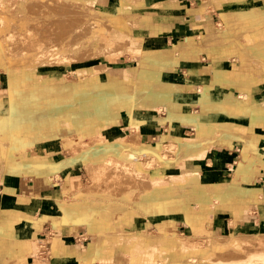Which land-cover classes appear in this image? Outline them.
Instances as JSON below:
<instances>
[{"label":"bare ground","instance_id":"1","mask_svg":"<svg viewBox=\"0 0 264 264\" xmlns=\"http://www.w3.org/2000/svg\"><path fill=\"white\" fill-rule=\"evenodd\" d=\"M246 1L240 0L239 5L233 11L221 13L223 18L221 28L214 29L211 20L207 21L209 23L206 25V31L202 29L200 31L201 38L204 41L215 43L218 40L227 44L238 42L242 46V54L244 52L250 53L258 64L263 65L264 9L247 8ZM90 2L96 5L100 0H22L21 5L27 9L22 15L9 13L0 3V65L4 68V72L10 71L13 62H15L13 64H16L17 59L15 61V58H18V62H22V59L25 60L27 63L23 61L25 63L23 66L29 72L35 71V68L40 67L32 61L31 55L33 54H31V51L41 52L43 51L42 48L23 50L27 53L21 52L17 55L8 54L2 41V35L11 28L28 29L29 20L32 18L30 16L39 7L38 4H46L44 10L47 14L51 11L52 13H61L63 11V8L60 9L61 6H59L61 4L70 5L75 10L78 7L77 4ZM142 5L134 6L133 8L130 6L129 0H114L107 5V8L100 9L96 6L92 8L89 14L94 15L96 19L91 24L94 29L91 34L94 35L90 38V42L91 45L95 43L99 46L95 47L96 54L97 51L103 52L109 62L113 57H109L107 52L124 49L115 47L114 44H119L117 43L118 41L126 44L128 40L125 38V34L130 32H133L134 39L144 42L146 37L141 35L140 23L130 19L133 10H142V8L150 4L144 2ZM187 12L190 15H194V11L192 13H190L191 11ZM52 19L60 20L68 19V17L63 16L59 19L58 14ZM69 19L75 20L79 19V17L73 14L69 16ZM160 32H164L160 26L151 29L153 34H159ZM255 34H259L260 37H254ZM22 42L25 43V41ZM35 43L40 44L42 42L38 41ZM57 43L58 45L61 44V40ZM109 46H111V49H109ZM55 48L57 47H53L51 52ZM132 50L138 53L137 56L140 57V61L137 67L128 70L127 73L130 72L129 75L119 76L114 72L109 80H82L67 85L52 84L49 87L41 84V88L29 86L28 89L25 87L23 90L30 93L28 95L24 93L20 97L16 96L15 84L20 78L26 80L27 75L17 72L10 73L8 76L9 82L7 81L9 86L5 97L0 98V114L3 113L9 116L12 135H14V132L18 134L21 130L33 128V125L42 127L48 123H66V125L68 124L67 127L74 126L79 129L85 128L90 120L104 125V123L117 120L122 112H128L131 118V114L135 110H154L161 102L179 101L174 94L180 79L168 76L162 68H158L157 57L161 51L143 46L132 48ZM36 55L40 58L44 54L38 53ZM97 56L95 55L94 57ZM20 58L22 59L20 60ZM17 64L15 67L21 66L22 63ZM93 66L94 70L100 66L105 68L107 67V62ZM86 70L87 65H85L84 70L78 69L79 72H86ZM212 74L213 76L209 80H196L199 83L197 103L201 105L203 111L222 113L223 118L219 117V113H216L214 117H206L201 114L196 117L195 114L189 115L169 110L166 117L167 120L177 122L178 120L196 119L193 123L197 130L196 136H174L168 142L169 149L173 151L171 154H167L162 150L163 145H144L143 134L138 129L137 135L128 139L125 137L105 139L103 136L97 139L90 135L87 137L81 136L83 138L80 141L72 142L69 141L70 137H68L64 139V143L65 141L69 142L68 145L71 147L70 151L72 154L57 162H39L37 158L40 154L33 155L37 159L34 161L26 158L18 159V154L26 157L29 151L16 153V147L11 143L10 147L6 148L4 152V172L7 176L47 172V182H52L51 172L65 171L67 167L72 165L79 164L91 170L120 161L125 171L132 172V176H136L140 180V197L136 201L135 206L151 218L162 216L174 210H186L188 205L195 201L201 204H208L210 200L216 198L215 195L224 201L230 194H237L243 190H247L251 196H257L260 193L264 194L259 186L248 185L252 177L245 173L244 160H254L249 154H244V157L239 161V167L234 169L230 179L221 181L207 179L202 171L180 174L173 161L163 162L164 158L167 160L172 159L170 157H177L178 160H193L195 162L207 157L210 164V158L207 155L210 150L205 143L207 137H219L237 141L244 137L245 129L241 125L244 126L247 122L264 123V107L259 105L264 102V92L259 97L260 86L253 83L248 90H251L252 93L237 94L231 91L228 95L222 96L221 86L230 83L227 68L213 67ZM137 80H140L142 85H139ZM262 85H264V82ZM236 88L238 90L243 89L239 86H236ZM143 156H146L147 159L145 164L151 163L153 159L160 161V165L152 168L153 173L151 175L153 177L149 178L148 172L145 171L146 166L142 160ZM162 171L168 173L169 177H171V182L167 184L162 181H158L160 184H156L154 181L151 182V179L157 180L156 177L162 175ZM180 178H184V180ZM83 191L80 179L73 180L69 193ZM260 199L258 202L263 205L261 206L262 217L258 232L253 234L255 237L264 232V200H262L261 196ZM107 204L109 203L96 207L87 202L70 203L67 200L56 201L64 223L80 224L81 220L79 218L82 217L87 224L88 232L95 236L93 240L85 245L82 256L79 258L80 262L90 263L93 260L100 262L112 261L115 251L119 250L129 254L131 261L128 264H264V255L252 253L245 257V251L248 250V247L243 244L242 238L245 237V233L240 230L231 233L230 237L225 241L207 237L204 244L200 246L182 243L178 240L170 239V236L168 239V233L158 236L150 235L146 241L141 238L140 229H122L123 231L110 233L118 225L127 224L126 227H128L129 221L126 216L121 215L116 219L109 217V221L104 223L97 222L94 216H99L102 212L107 211ZM201 218V214L189 215L187 213V221L193 226H196ZM53 240V251L54 254L58 255L62 249L60 236L53 237ZM148 245L154 247L156 256L148 259L139 254L136 255L134 252V249L138 253L147 251ZM62 250L64 253L67 252L66 248ZM238 252L241 256L237 254Z\"/></svg>","mask_w":264,"mask_h":264},{"label":"crops","instance_id":"2","mask_svg":"<svg viewBox=\"0 0 264 264\" xmlns=\"http://www.w3.org/2000/svg\"><path fill=\"white\" fill-rule=\"evenodd\" d=\"M112 1L114 0H104L108 4ZM254 1H246L247 8H258L252 5ZM129 2L133 3V0H129ZM195 2L196 0H155L150 3L152 5L151 8L156 9L150 16L149 20L152 22L150 26H160L164 32L152 34L150 33L151 31H148L145 34L146 41L144 44L149 49L161 51L157 57V64L163 69L166 75L180 79L177 84L176 93L174 94L179 101L173 102L172 100L170 111L182 112L189 115L196 112L198 115L214 117L219 112L203 111L201 105L197 103L199 96V93L196 91V87L199 84L196 81L197 79L202 81L211 79L213 76V67L227 68L230 83L221 86L222 96H226L231 92L228 91L230 86L243 88L241 90H232L237 94L252 93L251 90H248L254 82L249 73L238 75L239 72L237 70L248 71L242 59L244 61L249 60L245 54H242V50H240L241 48L238 44L236 46L239 50L235 45L227 43L221 46H210L197 34L190 33L192 26L188 22L189 19L187 16L189 14L187 10H191L190 13L194 11V15H196L195 12L199 11L200 7L192 8L191 6ZM224 2H226L227 6L220 11V14L222 12L233 11L239 5L240 0H224ZM258 9L262 10L264 7ZM175 40L176 44H174ZM174 45L178 46V48H175L171 52L170 49ZM239 51L242 59L239 57ZM121 72L116 70L115 74L121 76ZM232 73L233 79L231 77ZM109 77L111 79V73H109ZM263 82L264 71L260 82L255 83L260 86L259 97L264 92ZM33 85V88H36L37 83ZM7 89L8 86H6ZM22 89V87H16L17 91H22ZM6 90L4 93H6ZM4 97L5 94L0 96V98ZM262 103L259 105L264 107V102ZM151 111L154 110H135L131 115L141 128L146 143L152 144L165 141V136L170 133L180 137L197 135V130L193 126V121H196V119L172 122L166 119L168 113L163 111L161 114H158ZM219 114V117L223 118L222 113ZM10 122L11 120L8 115L0 114V264H82L83 262H80L79 258H81L84 249H81L77 242L81 240L80 236L85 234L87 224L83 221L82 217L79 218L81 220L80 224L64 223L56 201L64 199L65 191L71 187L73 180L80 179L81 175L79 172L83 166L76 164L67 167L65 171L51 172L50 176H53L52 182H47V173L7 176L4 172V162L1 160V157L2 145L10 136V142L16 147L15 152L29 151L32 149L31 152L36 151L35 154H40L41 159L39 158L37 160L36 158H32L31 161L57 162L68 156L57 159L56 155L62 153L63 150L61 144H59V149L57 146L53 147L55 139H58L60 136L65 139L71 137L76 132L84 136L86 130H79L74 126H60L62 123H59L60 127L52 124L55 128H42L39 130L33 125V128L21 130L18 134L14 132V135H12L10 132ZM97 124L100 123L90 120L87 122L85 128L89 130ZM108 124L104 123V125ZM116 126L120 129L124 127L129 128V116L127 118V116L122 115L118 118ZM241 126L245 129L244 137L237 141L211 136L207 137L205 143L210 150L207 155L210 158L211 165L206 157L192 164H187L190 167L186 168L187 173L185 174L191 173L192 171H202L207 179L221 181L227 176H230L231 171L239 167V161L244 157V154H249L254 160H244L245 173L252 177V180L248 184L252 183V186H259L262 189L261 192H264V123L247 122L244 126ZM103 131L105 130L103 129ZM105 136L107 139L123 137V135L114 132H105ZM50 156L55 158V160L49 161L48 158ZM187 165L185 164L184 166ZM158 183L160 184V182ZM257 199H260V196H251L247 190H243L237 194H230L224 201H219L213 207L210 202L208 203L209 206L206 207L208 208L207 211L204 213L198 212L199 215H202V219H205V223L213 212L210 227L214 231H224L236 227L243 233H255L256 230H259L261 224V207L259 208ZM238 200L240 203L239 206L237 205L233 208L229 206L228 203ZM234 209L236 212L244 209L247 218H242L238 213H235ZM190 210V208L188 210H181L179 214L183 213V218L187 220L186 213L189 215L194 214ZM167 214L169 213L153 219L169 216ZM125 216L130 226L134 219L133 213L128 210ZM164 221L166 220L164 219ZM172 221H175L174 225ZM170 222L169 227L171 229L181 227L179 220L176 218L171 219ZM156 224V222L150 220H145L142 223L145 228ZM123 226V229H126V225L123 224ZM139 229L141 230V228L136 230ZM59 233L61 234V248H66L67 252L64 253L61 249L60 253L56 255L52 252V240L46 239L47 237L53 238ZM45 240L46 242L44 244L48 250L47 256L38 255L36 244L37 242L42 244ZM122 252L116 250L112 261L104 263L94 261L92 264H121L125 259Z\"/></svg>","mask_w":264,"mask_h":264},{"label":"rangeland","instance_id":"3","mask_svg":"<svg viewBox=\"0 0 264 264\" xmlns=\"http://www.w3.org/2000/svg\"><path fill=\"white\" fill-rule=\"evenodd\" d=\"M21 1L22 0H0V3H1V6L6 8L9 13H12L15 15H22L24 14V12H26L27 9L24 8L23 5H21ZM140 1L141 0H133V3H130V6L134 8V6H141L144 2H146L147 4H150L154 2L155 0H142V2ZM107 4L108 3L104 2V0H100V2H97L96 5L91 2L86 3V4H77L78 7H76L75 10L71 8L70 5L61 4L59 5L61 6L60 9L63 8V11L61 13H57V12L52 13L51 11L47 14L45 13V10H44L46 4H43V3L38 4L39 7L36 8L35 11L33 12L34 14L30 16L32 18L29 20L30 25L28 29L23 30L20 27L19 28L14 27V28L9 29L5 34H3L2 41L5 44L8 54L17 55V54H20L21 52L27 53L23 50L36 49V48H42L43 51L41 52L31 51V54H33L31 55L32 61L34 63H37L40 66V67L35 68V71H31V72L27 71L26 67L23 66L27 62H25V60H23L22 58H20V60L22 59L21 60L22 62L20 61L18 62V58H15L14 60L16 61L17 59L18 64L22 63L21 66L18 65L16 62L18 66L15 67L16 64H13L15 63L13 62L11 64L13 67L11 66L10 71L7 73L4 72V68L0 65V96H3L5 94L4 91L6 90V86H9L8 76L10 73H13V72L25 73L27 75L26 80H23L20 78L17 84H15L17 88L22 87L23 89L24 87H26L27 89L29 88V86L33 87L34 83H37L35 87L41 88L42 86L41 84H45L47 87H49L52 84H59V85L66 84L67 85V84H72V83L74 84L82 80H92V79L97 80V81H99L100 79L108 80L110 78L109 73L112 74L116 72V70H119L120 72L125 70L124 72H121V76L129 75L130 72L127 73L128 70H130L131 68L137 67L140 61V57L137 56L138 53L133 51L132 48H138L142 46L147 48L146 46H144L145 45L144 42L146 38L144 42H142V40L138 39L139 41H137V39H134L133 32L125 34V38L128 40L126 44H123L121 41L117 42L119 44H116V43L114 44L115 47H120L124 49H121L120 51H108L107 52L109 54V57L110 56L113 57L112 59L109 60V62H108L107 57L103 55V52L97 51V54H96L95 47H99V46L95 43L94 45H91V42H90V38H92L94 35V34H91L92 30H94L91 24L96 18L94 15L89 14V12L92 11V8H94V6L100 9L107 8L106 6ZM252 5L258 8H263L264 0H255L254 2H252ZM226 6L227 5H226V2H224V0H196L194 5L192 4L191 7L192 8L200 7L199 11L195 12L196 15L189 14L187 16V18L189 19L188 22L192 26L190 33L193 32L194 34H197L198 36L201 37L200 31L201 29L206 31V25L209 23L207 22L209 21V19L211 20L214 29H218V27L221 28L222 17H221L220 11L225 9ZM151 7L152 5H149L145 8H142V10H133L132 15L130 16V19L134 20V22L138 21V23H140L141 35H144V36L146 33H148V31H151V29L156 28V27H150V25H152V22L149 20L150 16L152 12L156 11V9H152ZM187 11H191V10H187ZM58 14H59V19L60 17H63V16L68 17V19L53 20L52 18L56 17ZM73 14L78 16L79 19L70 20L69 16ZM196 20H197V23H196ZM254 37L259 38L260 35L255 34ZM59 40H61V44L58 45L57 42H59ZM22 41H25V43ZM38 41L42 43L36 44L35 42H38ZM78 42H83V43H78ZM204 42L210 46H214V45L221 46L225 43L219 40L216 43L207 42V41H204ZM174 44H176V40L174 41ZM236 44H238V42L235 44H230V45L236 46ZM225 46H229V45H225ZM239 46L241 48L240 50H242V46L241 45ZM53 47H57V48H55V50L51 52V49ZM175 48H178V46L174 45L173 47H171V52H173L172 50H174ZM109 49H111V46H109ZM237 49L239 50L238 47ZM38 53H43L44 55L39 58L36 55ZM244 54L245 56H247V58H249L250 61H252L257 67H259L262 70L257 68L249 60L244 61L240 57V51H239V57L242 59L248 71L237 70L239 72L238 75L249 73V75L252 77L253 82L259 83L260 78L262 77V73L264 71V66H263L264 64L263 65L258 64L255 61V59L252 57V55H250V53L244 52ZM95 55H98V56L94 57ZM106 62H107V67L101 68L100 66V67H97L96 70H94L93 65L106 63ZM85 65H87L86 72L84 71L79 72L78 69L84 70ZM129 66H133V67H129ZM231 77L233 79V73L231 74ZM187 79L188 78L186 77V80ZM137 83L139 85H142L140 80H137ZM197 89H198V86L196 87V91ZM233 89L238 90L236 86L235 87L230 86L228 88V91H232ZM24 93L28 95L30 92H26L24 90L22 92L17 91L16 96L20 97L24 95ZM171 103L172 102H169V101L161 102L154 108V111H151V112H156L158 114H161L164 111L165 113H168V111L170 110ZM193 113L196 116H198L196 112H193ZM122 115H125L128 118L129 113L122 112L120 117ZM129 120H130L129 128L128 127H124L122 129L118 128L116 126L118 119L111 121L108 125L97 124L96 126H93L92 129H89V130L87 128H81V129L76 128V127L75 128L79 130L85 129L86 134L84 136L86 137L92 135L95 138L99 139L100 137L103 136V138L107 139L105 136V132H108V133L114 132V133L123 135V137L128 139L131 136H136L138 133V129H140L141 131V128L139 127L138 123L133 117L131 118L129 117ZM56 125L59 126L60 124L58 123ZM63 125H66V123H62L60 126H63ZM36 128H55V126L48 123L45 126L36 127ZM103 129L105 131H103ZM174 135L176 134L170 133L169 135L165 136L166 137L165 141L152 143V144L146 143L145 137L143 138V136H142V140H143L144 145L146 146H152V145H158V144L163 145L162 150L167 154L168 153L171 154L173 153V151L169 149L167 141H170L174 137ZM81 136L82 134L80 135L79 132H76L75 134L71 135L72 139L70 137L69 141H72V142L80 141L83 138ZM10 139L11 137L9 136V138L6 141H4V144L3 143H2L3 145L1 144L3 147L1 160H3L4 163H5L4 152L6 148L10 147V144H11ZM65 143H64L63 137L61 136L58 139H55L54 141L53 147L57 146L59 149L60 148L59 144H61L62 150H63L62 153H58L56 155L57 159H60L64 156H70L72 154V152L70 151L71 147L68 145L69 142L65 141ZM163 143H166V144H163ZM35 152L36 151L31 152V150H29V153L27 154L26 157H22L20 156V154H18L20 156V157L18 156V159H22V158L32 159L35 157L33 156ZM39 157L37 159H39ZM170 158L172 159H169V160L165 158L164 159L162 158V159H163V162L173 161L176 167L178 168V171L180 172V174L187 173L186 168L190 167L187 164H192L195 162L193 160H178L177 157H170ZM48 159L49 161L55 160V158H52V156H50ZM142 160H143V163L145 164V162L147 161L146 156H143ZM185 164L187 166H184ZM158 165H160V161H158L157 159H153L151 163L145 164L146 166L145 171L148 172L149 178L153 177L151 175L153 173L152 168ZM233 172L234 171H231V175L224 178V180L230 179L233 175ZM79 174L81 175L80 181L82 183L84 191L69 193L71 189L70 187L68 190L65 191V194H64L65 199H62V201L67 200L70 203L71 202H81V203L87 202L96 207L102 204L109 203L107 204L108 206L107 211L102 212L99 216H94L96 221L99 223H104L105 221H109V217L110 218L113 217L114 219H116L117 217L121 215L125 216L126 212L129 210L131 213H133L134 219L132 223L130 224V226L126 227V229L124 230H135V229L141 228L140 230V233L142 236L141 238L145 241L148 240V236L150 235L158 236L164 233L165 234L168 233V236H167L168 239L170 236V239H175L182 243H190L193 246H200L204 244L205 239L207 237H212L213 239H216V240L225 241L227 240L228 237H230L229 235H231V233L238 230L236 227H233V228H230L224 231H214L213 228L210 227L213 212L210 214V217L207 219L206 223H205V219L201 218L197 222L196 226H193L187 220H185L182 215L183 213L179 214L181 210H174L172 211V213L169 212V214H167L169 216L163 217V218L153 219L151 217H148L145 213H143L141 209L135 206L136 201H138L140 197L139 189L141 187V182L136 176H132V172L125 171L122 168L120 161H115L114 163H111L110 165L106 164L105 166L101 168L97 167L96 169H91V170L83 167L81 168ZM21 175H24V174H21ZM51 178L53 179V176H51ZM156 178L157 180L151 179V182L154 181L156 184H158V181H162L164 184L171 182L170 181L171 177H169L168 173H165V171H162V175H159ZM180 179L184 180V178H180ZM248 185L252 186V183ZM215 196H216V199L214 198L213 200H210L212 207L218 204L219 201L222 202L219 196L218 198H217V195ZM257 196H261L262 200H264L263 193L262 194L260 193V195L258 194ZM259 200L261 199L256 200L257 204H259L258 202ZM228 204L231 208H233L234 206H237V205L239 206L240 203L238 200V201L228 203ZM207 206L209 205L201 204L195 201L191 203L190 205H188L186 210L190 208L191 213L199 214L198 211L202 213L207 211L208 210V208H206ZM261 206L263 205L259 204V208ZM234 211L235 213H238L242 218H247V215L245 214L246 211L244 209H241L239 212H236L235 209ZM173 213H176V214H173ZM173 218H176L179 220V225L181 226L180 228L171 229L169 227L171 223L170 221ZM164 219L166 221H164ZM145 220H150L152 222H156L157 224L154 226L150 225L147 228H145L142 225L143 221ZM172 222L174 225L175 221H172ZM123 228H124L123 225L122 226L118 225V227L114 228L113 232H110V233L123 231L122 230ZM257 232L258 231L256 230L255 233ZM253 234L254 233H250V234L245 233L244 234L245 237L242 238L244 241L243 244L246 247H248V250L245 251V257H248L252 253L264 255V232H262L259 236H256V237ZM56 236H61V234L59 233ZM94 238L95 236L89 233L86 227L85 234L83 236H80L81 240L77 243L81 249H84L85 245L89 241L93 240ZM46 240H52V243H54L53 238L47 237ZM46 240L41 244L42 246H40V243L37 242L36 244L37 252H40L42 249H44V245H45L44 243L46 242ZM52 252L54 254L53 249H52ZM134 252L136 253V255L139 254L148 259L156 256L155 249L151 245H148L147 251L145 250L142 253H138L134 249ZM122 253L125 259L123 262H121V264H128L131 261L129 254L124 253V252ZM237 254L241 256L239 252ZM94 261H96L97 263H104V262H100L97 260H93L90 263L83 262L82 264H92Z\"/></svg>","mask_w":264,"mask_h":264},{"label":"built area","instance_id":"4","mask_svg":"<svg viewBox=\"0 0 264 264\" xmlns=\"http://www.w3.org/2000/svg\"><path fill=\"white\" fill-rule=\"evenodd\" d=\"M40 246H42V245L40 244ZM47 253H48L47 247H46V245H44V249H42L40 252H38V255L47 256Z\"/></svg>","mask_w":264,"mask_h":264}]
</instances>
